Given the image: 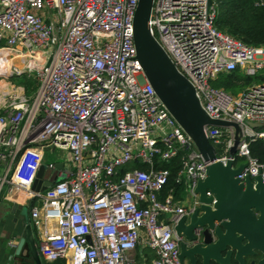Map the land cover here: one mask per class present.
I'll use <instances>...</instances> for the list:
<instances>
[{
	"label": "built area",
	"instance_id": "obj_1",
	"mask_svg": "<svg viewBox=\"0 0 264 264\" xmlns=\"http://www.w3.org/2000/svg\"><path fill=\"white\" fill-rule=\"evenodd\" d=\"M137 1L0 0V75L36 82L30 96L13 84L0 94V189L26 193L40 261L182 264L175 227L204 212L195 187L209 162L144 77L132 39ZM207 1L152 0L149 33L204 114L237 126H202L214 161L243 164L241 183L258 174L264 183L248 151L264 128L244 123H264V84L236 95L210 84L219 73L264 69V48L219 30L217 4ZM52 149L63 160L45 164ZM176 156L178 192L160 167ZM40 165L56 176L35 192Z\"/></svg>",
	"mask_w": 264,
	"mask_h": 264
},
{
	"label": "water",
	"instance_id": "obj_2",
	"mask_svg": "<svg viewBox=\"0 0 264 264\" xmlns=\"http://www.w3.org/2000/svg\"><path fill=\"white\" fill-rule=\"evenodd\" d=\"M210 0L207 1L209 4ZM152 0H138L132 18V39L138 60L145 79L152 86L166 109L176 120L182 130L190 137L203 160L208 161L205 168V178L196 184L195 191L199 194L200 208L204 211L196 217L194 211L190 216L189 227L186 230L188 238L193 237L190 229L196 225L203 227L204 244L206 247H194L185 251L181 247L178 256L189 257L192 253L198 254L201 264H264V183L260 174L253 178L245 176L243 183L235 177L243 168V164L231 168V161L225 164L214 161L215 154L212 145L204 137L203 125H213L218 128L232 125L220 120L209 119L200 109L194 91L189 82L177 72L167 55L150 35L148 18ZM244 123L254 128H264L262 122ZM234 147L229 149L232 154ZM60 163L55 164L59 169ZM44 165H40L31 185L32 191H42L49 186L56 176L53 173L50 179L44 177ZM209 190L214 198L212 208L207 203L211 197L204 195ZM9 211L4 214L1 227L4 226L0 237L1 264H41L38 257L35 241L28 223L27 206L17 205L5 201ZM11 215L8 224L7 215ZM183 218L175 227L176 234ZM213 238L215 240H213ZM15 240V241H13ZM223 252V254H222ZM259 255V259H254Z\"/></svg>",
	"mask_w": 264,
	"mask_h": 264
},
{
	"label": "trees",
	"instance_id": "obj_3",
	"mask_svg": "<svg viewBox=\"0 0 264 264\" xmlns=\"http://www.w3.org/2000/svg\"><path fill=\"white\" fill-rule=\"evenodd\" d=\"M215 2L217 15L214 24L219 30L225 31L243 43L264 48V0H215ZM19 77L23 78V81L27 82L31 88H36L33 78L24 75ZM210 84L236 95L250 85L264 84V69L252 75H246L238 69L219 73L210 81ZM26 87L24 86L25 91ZM248 151L264 165V139L249 140ZM160 167L169 171L168 183L174 186L176 192L180 191L181 185L173 182L174 173L180 167L178 156L170 161L162 162ZM41 264H64V261L62 259L51 262L41 261Z\"/></svg>",
	"mask_w": 264,
	"mask_h": 264
},
{
	"label": "flooded vegetation",
	"instance_id": "obj_4",
	"mask_svg": "<svg viewBox=\"0 0 264 264\" xmlns=\"http://www.w3.org/2000/svg\"><path fill=\"white\" fill-rule=\"evenodd\" d=\"M188 227H189V223H187L186 220L183 218V221H182L180 229H179V234H176L177 237L179 238V241H178L179 255L181 253V247L182 246H183V249L185 251H189L190 249H192L194 247L195 248L196 247H201V248L206 247V244H204V242H203L204 238H205V236L203 234L204 228L196 225L195 227L190 229L189 233L193 237L192 239H190L186 235V233H187L186 230ZM175 233H176V230H175ZM213 240H215V239L213 238ZM222 254H223V252H222ZM191 257L193 259V263L190 262L189 257L187 255H184L179 260L182 264H201V259L198 256V254L192 253ZM258 259H259V255H257V257L254 260L257 261ZM249 260L250 259H247L246 264H248ZM230 263L236 264L232 259H231ZM209 264H215V263L213 261H210Z\"/></svg>",
	"mask_w": 264,
	"mask_h": 264
},
{
	"label": "rangeland",
	"instance_id": "obj_5",
	"mask_svg": "<svg viewBox=\"0 0 264 264\" xmlns=\"http://www.w3.org/2000/svg\"><path fill=\"white\" fill-rule=\"evenodd\" d=\"M10 84H13L15 86L20 85L23 87V89H24V86H27L26 91H25L27 96H30L35 91V87L31 88L30 85H28L27 82H24L23 78H21V77L12 76L9 78H4L2 75H0V94L3 91L10 90ZM63 156H64V153L58 149H52L51 151L46 150L44 152L43 160H44L45 164L49 163V162L55 163L57 161L63 160ZM55 172H56L55 169L45 168L44 177L46 179H50L52 177L53 173H55Z\"/></svg>",
	"mask_w": 264,
	"mask_h": 264
},
{
	"label": "crops",
	"instance_id": "obj_6",
	"mask_svg": "<svg viewBox=\"0 0 264 264\" xmlns=\"http://www.w3.org/2000/svg\"><path fill=\"white\" fill-rule=\"evenodd\" d=\"M4 200L5 201H10L12 203H15V204L21 205V206H25V205L27 206V203L29 202L28 201V197H27L25 192H22V191H19V190H14V189L8 190L7 186L6 187L3 186L0 189V237L3 235V232H4V226L1 227V221L3 220L2 216L9 211V207L6 205ZM27 213H28V211H27ZM6 218H7L6 219L7 220L6 224H8L10 219H11V215L8 214ZM28 223H29L30 228L32 230L31 231L32 237H33V239L35 241L34 230H33V227L31 225V222H30L29 218H28ZM13 241H15V240H13ZM1 259H2V254L0 253V264H1ZM6 264H10V263L6 262Z\"/></svg>",
	"mask_w": 264,
	"mask_h": 264
}]
</instances>
